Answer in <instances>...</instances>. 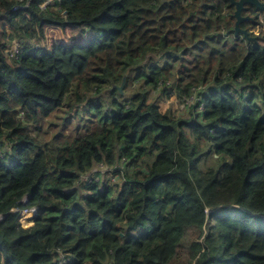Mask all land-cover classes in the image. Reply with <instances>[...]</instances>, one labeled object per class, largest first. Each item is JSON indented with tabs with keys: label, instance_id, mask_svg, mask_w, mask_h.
Segmentation results:
<instances>
[{
	"label": "trees",
	"instance_id": "trees-1",
	"mask_svg": "<svg viewBox=\"0 0 264 264\" xmlns=\"http://www.w3.org/2000/svg\"><path fill=\"white\" fill-rule=\"evenodd\" d=\"M43 2L0 0V264H171L188 229L185 264H264V37L230 0Z\"/></svg>",
	"mask_w": 264,
	"mask_h": 264
},
{
	"label": "rangeland",
	"instance_id": "rangeland-1",
	"mask_svg": "<svg viewBox=\"0 0 264 264\" xmlns=\"http://www.w3.org/2000/svg\"><path fill=\"white\" fill-rule=\"evenodd\" d=\"M56 0H46V2L49 4H51L50 6L53 7L52 5H54V2ZM263 4H264V0H260ZM251 11L254 12V14L256 13L258 15V19L262 22L264 21V10L263 9H258V8H253L251 9ZM244 15L250 14L247 10L245 12H243ZM251 17V19H255L256 15H249ZM249 18V17H248ZM250 19V20H251ZM244 21V20H243ZM2 27L6 28L7 32L9 31V27L6 25L4 20H0V30H2ZM247 32L249 33V35L251 36V39L257 40L258 38L264 37V24L263 26H256L253 24H249L246 27ZM75 30L71 29V28H66L65 30H62L60 28L57 27H53V26H46L45 27V36L44 38H41L40 40H36V42H39L40 46L51 50V45L53 43H63V44H69L71 41V36L74 34ZM80 36L76 37L75 39L79 38ZM17 42H13L11 45V49L12 51H14L16 49V45ZM14 45V46H13ZM13 47V48H12ZM183 109V104L179 102L178 99H176V96L173 93L169 94V97L167 99L161 100L159 102V110L162 113H166L167 111H171L175 114H178L181 111H184ZM182 113V112H180ZM183 115V113H182ZM62 116H63V112H62ZM62 118V117H61ZM211 158L209 159V162H211ZM100 176L104 179H109L110 175H108L106 173V171H101L100 172ZM208 214H209V210H207V218H208ZM0 220H1V216H0ZM207 221L210 224H213V221L207 219ZM206 221V222H207ZM207 228V226H206ZM206 232V230H204ZM197 231H195L194 229H188L186 230V236L185 239L183 241V246L179 248L178 250V255L177 258L175 260L172 261L171 264H185L188 260H189V244L193 241L198 239L199 236H197ZM194 264V263H192Z\"/></svg>",
	"mask_w": 264,
	"mask_h": 264
},
{
	"label": "built area",
	"instance_id": "built-area-1",
	"mask_svg": "<svg viewBox=\"0 0 264 264\" xmlns=\"http://www.w3.org/2000/svg\"><path fill=\"white\" fill-rule=\"evenodd\" d=\"M46 4H47V2L45 0L44 3H42L41 7L43 5H46ZM16 8H19V6H17ZM14 51L16 52L17 49H15ZM98 166H99V172L106 171V173L108 175H110V178L109 179L112 180V181L114 180V176H112V174L109 173V170L112 171L113 168H108L104 164H98ZM83 180L86 181V182H91V180L98 181L99 178H98V176H91V175L87 174V175H85L83 177ZM20 202L22 204H25L27 202V198H25V197L22 198L20 200ZM13 209H14L13 211H15V212L18 213V215H19V221H20L21 226L23 228H27V227L32 226L34 224V219L36 218V216L38 214V209H36V208L21 209L19 207H14ZM3 216L4 215H2V217ZM66 261H67V258L66 259L62 258L59 261V264H65Z\"/></svg>",
	"mask_w": 264,
	"mask_h": 264
},
{
	"label": "water",
	"instance_id": "water-1",
	"mask_svg": "<svg viewBox=\"0 0 264 264\" xmlns=\"http://www.w3.org/2000/svg\"><path fill=\"white\" fill-rule=\"evenodd\" d=\"M231 3L235 5V10L233 16L235 17V22H234V32H241L244 34V36H247V31L244 29H241L239 24L243 20H246L248 16H241V10L244 8V4H252L257 6L258 8H264V4L260 2L259 0H238V1H233L231 0ZM125 81V78H123V82ZM123 85V84H122ZM122 85L119 86V90H121ZM211 213V211L209 212Z\"/></svg>",
	"mask_w": 264,
	"mask_h": 264
},
{
	"label": "clouds",
	"instance_id": "clouds-1",
	"mask_svg": "<svg viewBox=\"0 0 264 264\" xmlns=\"http://www.w3.org/2000/svg\"><path fill=\"white\" fill-rule=\"evenodd\" d=\"M18 1H21V0H18ZM45 1V0H44ZM233 1H238V0H233ZM260 1V0H259ZM230 2H231V0H230ZM261 2V1H260ZM44 3V2H43ZM246 4H248V3H245L244 4V6L246 5ZM48 5V3L46 4V5H43L42 7H45V6H47ZM49 5H51V4H49ZM252 5V4H251ZM17 6H19V8H16ZM26 6V4H22V3H19V4H16L12 9L13 10H17V9H20V8H24ZM255 6V5H254ZM257 7V6H256ZM258 8V7H257ZM258 9H263L264 10V8H258ZM241 16H244V15H242V10H241ZM235 18V17H234ZM236 20V19H235ZM243 22V21H242ZM241 23V22H240ZM244 30H246L247 31V29L245 28ZM238 33V32H237ZM248 40H252L251 39V36L249 35V33L247 32V36H245ZM14 45H16V49H17V53L19 52V48H18V44H14ZM13 45V46H14ZM13 48V47H12ZM15 51H12V49H11V53H14ZM232 206H229L228 208H231ZM30 209V208H29ZM232 209V208H231ZM207 210H209V212L211 211V213H213L214 211H216V210H219V209H215V210H211V209H207ZM207 210H206V212H207ZM211 213H209L208 214V219H209V215L211 214ZM206 217H207V213H206ZM3 217L1 216V219H2ZM18 221H19V215H18ZM34 221H35V219H34ZM20 222V221H19ZM20 225H21V223H20ZM22 227V226H21Z\"/></svg>",
	"mask_w": 264,
	"mask_h": 264
}]
</instances>
